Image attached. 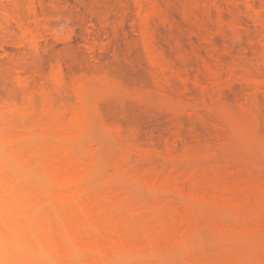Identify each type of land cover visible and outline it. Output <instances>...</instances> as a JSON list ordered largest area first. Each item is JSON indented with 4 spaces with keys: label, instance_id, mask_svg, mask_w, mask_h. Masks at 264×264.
Listing matches in <instances>:
<instances>
[{
    "label": "bare ground",
    "instance_id": "bare-ground-1",
    "mask_svg": "<svg viewBox=\"0 0 264 264\" xmlns=\"http://www.w3.org/2000/svg\"><path fill=\"white\" fill-rule=\"evenodd\" d=\"M131 1L133 7L135 5L137 8L139 34L147 64L152 72L153 69L159 72H157L159 78L155 76L157 79H154L165 90L169 88L168 84L171 83L167 78L170 75H173V78L177 76L178 79L186 80L185 74L183 75L180 71L174 70L161 46L156 41L152 23L158 17L163 18L161 16L162 9H160L157 0ZM199 1H201L200 5L204 3L202 0ZM223 1L225 6L222 5L220 0H211L210 5L217 13L218 26L215 29L221 35L227 37L228 47L224 51L225 55L231 56L230 47L232 43L240 40L244 22L237 17V13L242 14V12H239L241 7L259 29L256 41L261 46L262 53L260 52V56L259 51L255 49L254 51H258V54L256 53L254 58L256 59L258 55L261 59L260 62L255 60L257 64L255 62H248L250 64H247L245 59L248 57L246 58V54H242L237 56L238 58L232 56L233 60L231 59L232 62L227 68L230 74L228 76H232L231 79L239 71L241 72V75L238 76V74L237 76L240 81L247 82L248 92H251L247 101H250L251 97L259 95L258 93H264V0ZM206 3H204L205 6H203L204 4L201 6L207 7ZM39 6L40 0H0V52L2 55L7 56V48L12 44L17 49H24L23 55L19 56L18 61L15 60L16 63H13V68H11L13 72L10 73L11 75L9 74L11 79L7 78L13 82L16 91L14 92L15 88H9L12 94H10L11 92L7 95L3 93L5 96L3 95L0 98V264H148L143 261L144 258L149 259L150 256H159L167 251L175 254L180 252L184 255L190 249V245L192 246L191 241L193 242L192 239L195 238L193 236L196 230H199L193 214L194 206L202 208V211L203 209L207 210L210 206H216L221 213L224 210L231 212L233 223L226 224L225 220L209 215V212L206 211L207 215L205 216L209 215L206 221L207 233L210 232L211 236L213 234L217 239L238 240L241 236L244 240L247 237H258L256 234L259 235L260 230L264 229V183L262 184V179H260L261 184L256 183V181L253 185H250L251 183L243 185L239 182H236L238 184H232L233 180L231 184H224V181L223 184L222 182L219 183L220 181L212 183L211 180L212 184L208 192L207 187L204 188L206 184L203 187L204 183L201 184L198 182L199 180L196 181L193 174L186 177L183 174L182 178H176L171 173L172 176L144 178L147 176V173H145L144 177L142 175L139 177V174L136 178H128L133 179L131 182H135L136 186L145 188L149 192V197H153V199L150 198L152 203L150 202L149 206L138 204L132 198L134 196H131L132 193L130 194L126 190L128 188L124 185L125 181L122 184L126 189L122 188L123 186L119 189H112L113 185L106 190L90 187L92 185H89V181L95 172L96 154L89 144L83 141L84 135L90 128L85 97L94 87L93 85H97L96 89H98V85L107 86V82L110 83V77L104 72L100 74L98 72L96 76L95 73L90 76L88 72V76L86 69L77 68L74 75L68 78L63 62L59 59H49L48 73L45 74V80L39 81L32 69L35 63L40 60L39 50L42 34L52 32L56 35L58 43L66 44L71 42L73 33L72 29L62 30L60 27L62 25L61 21L56 24L50 23L49 20L48 22L47 15L39 11ZM225 9L230 15L228 20H225L223 15ZM207 11H209V7ZM209 20L211 21V18ZM103 25L106 24L103 22ZM203 39L210 43L209 46L215 44L212 37ZM98 43L95 41L87 42L85 45L88 50L94 52ZM103 43L104 45H98V47L104 49L106 46L105 42ZM100 44L102 43L100 42ZM254 46L256 45L254 44ZM212 48H210L212 50L209 53L210 55L208 54L210 59H214L215 63L216 61L221 62V54L219 55V52L217 51V53ZM9 60L11 62L12 58ZM209 65L210 62L208 67ZM219 71H217V74L213 72V74L215 73V76H213L215 82L221 80L218 77L221 76L220 72L223 70ZM256 72L261 76L258 77ZM160 73L163 74V78H160ZM168 74L169 76H167ZM182 79L180 80L182 81ZM158 86L156 87L158 88ZM224 86L222 87L224 88ZM214 87L216 88V86ZM93 89L95 91V87ZM213 91L215 92V89ZM52 92L60 97L71 94L74 96V102L68 105L56 106L52 100ZM214 97L212 96V98ZM100 120L107 129H112H109L110 131L122 134L120 124L108 123L104 119ZM129 146L126 145L125 147H128L130 152L132 145ZM170 147L171 145L167 148ZM144 150L136 146L131 151L138 158H141L145 154L144 152L150 151L148 149L146 151V148ZM124 153L128 154L126 149ZM147 154L150 155L151 153ZM121 158L125 157L122 156ZM121 160L122 164L120 162L115 169L116 175H112L115 178L117 177L118 182L115 181L114 183L122 182L123 177L128 173L127 168H125L128 167L125 163L126 160L124 159V162L123 159ZM173 162L175 164L176 160H173ZM177 166L179 168V165ZM133 173L132 175H134ZM163 174L165 173L162 172ZM128 177H130L129 174ZM217 179L220 178L217 177ZM120 185L118 186L120 187ZM167 193L176 196L182 204L178 201L181 207L164 217L160 215V210L164 204L159 207V200H155V198L157 199L159 194L165 195ZM243 243L245 242L243 241ZM255 243L258 244L257 241ZM238 247L240 246L238 245ZM244 247H242V250L245 249ZM254 247L256 246L254 245ZM210 254L206 258L210 257ZM227 256L218 255L214 259H209L208 262L206 260V262L203 261L199 264H238V260L230 258L231 255ZM156 258L157 260L161 259ZM260 258H258L257 263L262 261V258ZM190 259L192 258L190 257ZM241 261H244V259ZM191 264H196V262H191Z\"/></svg>",
    "mask_w": 264,
    "mask_h": 264
},
{
    "label": "rangeland",
    "instance_id": "rangeland-1",
    "mask_svg": "<svg viewBox=\"0 0 264 264\" xmlns=\"http://www.w3.org/2000/svg\"><path fill=\"white\" fill-rule=\"evenodd\" d=\"M200 2L199 0H157L160 9H162L161 16L163 18L158 17L152 23L156 41L161 46L162 51H164L166 58L174 67V70L180 71L186 77V80L180 78L185 82L183 83L177 76L173 78V75L169 76L168 74L167 76L170 78H167L171 83L168 84L169 88L165 90L156 80L159 78V74H157L158 70L156 72L153 69V72L155 70L153 77L152 69L147 64L139 34V18L138 14L136 15L137 8L135 5L133 7L131 0H40L39 11L47 16L49 15L48 17L46 16L47 21L49 20L51 21L50 23L54 24L60 23L61 21V29H72L73 33L71 42L66 44L58 43L56 41V35L52 32H44L42 34L39 50L40 60L35 63L32 69L38 80H45V76L48 73L49 59L61 60L68 78L74 75V71L77 68L86 69L87 74L89 72L90 76L94 75V73L96 76L98 72L99 74L104 72L110 77V83L107 82V86L103 84L101 86L98 85V89H96L97 85H93L96 93H94L93 87L85 97V104L90 118V128L84 135L83 141L87 142L96 154L95 172L89 181V185H92L90 187L98 190H106L113 185L112 189H119L125 181L124 185L128 189L124 186L122 188L128 190L130 194L132 193L133 195L131 194V196H134L132 198L138 204L149 206L153 197H149V192L145 188L136 186L134 184L135 182H131L133 179L128 178H136L139 174V177L141 175L144 177L146 175L145 173H147V176L144 178H151V176L152 178L160 176L166 177L169 175L172 176L173 174L176 178H182L183 174L185 177L193 174L196 181L199 180L198 182L201 184L202 182L204 183L202 185L203 187L206 184L204 188L207 187L208 192L210 191V185L219 181L222 184L223 181L224 184H231L233 180L232 184H238L236 182H239L243 185H249L250 183V185H253L256 181V183L261 184L260 179L264 181V93H258L259 95L253 96L249 99L250 101H247L250 98L249 95L251 92H248L249 86L247 82L240 81L238 76L241 75V72L239 71V73L235 74L234 77L236 78L233 77L231 79L232 76H228L229 69H227L233 60L232 56L237 57L246 54L248 60L245 59V63L250 64L248 62H255V60L260 62L261 59L258 55L256 59L254 58L256 53L258 54V51L260 56L262 53L261 46L256 41L259 29L244 12L243 7H241L239 12H242V14L237 13V17L244 22V28L241 30L240 40L233 42L232 45L230 44L232 54L231 56H227L224 52L228 47L227 37L221 35L215 29L218 26L217 13L210 5L211 0H202L204 3L207 2V7H203L205 6L204 3L201 6L202 4L200 5ZM220 2L225 6L223 0H220ZM208 7L210 12L207 11ZM204 9L206 10L204 11ZM207 15L211 18V21ZM223 15L225 20L230 18L226 9ZM103 22L106 24L105 26ZM211 37L215 44L209 46L210 43H207L203 38ZM94 41L99 43L95 51L91 52L87 49L85 43ZM103 42H105L106 47L101 49L98 45H104ZM209 47H214L212 49L216 52L218 51L219 53H217L219 55L221 54V62L216 61L215 63L214 59H210L209 53L212 50ZM7 49L8 57L2 55L0 52V65H2L0 67V98L4 94H9L11 92L10 89L15 88L14 92L16 91L13 82L7 78L11 79L9 74L13 72V69L11 70L13 63H16L15 60L18 61L19 56L21 57L24 53V49H17V47H13V44ZM255 49L258 51H254ZM10 58H12L11 62L9 60ZM209 62L210 65L208 67ZM177 67L179 69L181 68V70ZM215 69L223 70L221 72L217 70L220 72L221 76L218 78L221 80L216 82L215 77H213L215 76L213 72L217 74ZM210 70L211 72H209ZM160 74V78H163V74ZM256 75L258 77L261 76L259 73ZM155 76L158 77L156 78ZM227 77L232 81L228 80L227 82ZM112 81L113 84L115 83L114 85ZM198 83L199 85H197ZM116 84L117 86L120 84L121 87H117ZM211 87L215 89V92ZM204 91H207L209 95ZM212 96L215 97L212 98ZM52 100L56 106L68 105L74 102V96L70 94L66 97H60L52 92ZM214 101L218 102L216 103ZM247 104L248 106H246ZM242 106L245 107V111H243ZM100 119H104L108 123L120 124L122 134L110 131L112 130L111 128H109L110 130L107 129L101 123ZM125 143L126 145H132V147L129 146L130 152L129 148L125 147ZM172 143L175 145L172 146ZM169 144L171 147L167 148L170 146ZM136 146L142 150L146 148V151H150L144 152L145 154L143 153L146 157L143 155L141 158H138L131 151ZM152 147L155 149L153 150ZM125 149L128 152L127 155L124 153ZM170 150L172 151L170 152ZM147 153L151 154L148 155ZM122 156L125 158H121ZM121 159H123V162L126 160L125 163L128 167L125 168H127L128 173L126 172L127 175L125 174L123 177L124 180L122 179V182H119L120 185L117 183V177L115 178L112 175H116L115 169L122 161ZM172 159L174 161L176 160V166H174L175 164ZM177 165H179V168H177ZM185 168L186 170H184ZM189 171L190 173L188 174ZM162 172L165 174L162 175ZM128 174L130 177H128ZM217 177L220 179L218 180ZM115 181L117 182L114 183ZM263 181L262 184L264 183ZM167 194H159L157 195L158 198H155V200H159V207H162L164 204L160 210V215L164 217L172 211L179 209L182 204L179 198L177 200V197L173 194ZM210 207V209H203V211L202 208L197 206L193 208L195 223L199 230H196L193 236L195 238L192 239L193 242L191 241L192 246L190 245L189 252L187 251L184 255L183 253L176 252L177 255L167 251L159 256H148L149 259L144 258L143 261L148 264H189V262L190 264L191 262L199 264L203 261L206 262V260L208 262L209 259H214L218 255H228L227 257L231 255L230 258L236 259V261L238 260V264H255L262 255V261H259L257 264H263L264 229H262L263 231L260 230L262 233L259 232V235L258 233L256 234L258 237H247L244 240L241 236L240 239L242 240L238 238H236L238 240L217 239L213 234L211 236L210 232L207 233L206 221L208 216L212 215L221 220H225L226 224H232L233 218L229 211L226 212L224 210L222 213H225L222 214L216 206ZM206 211L209 212L208 216H205L207 215ZM252 240L257 241L258 244ZM237 241L239 242L237 243ZM242 247L245 249L242 250ZM208 253H211V258H206L209 256ZM256 253L258 254L256 255ZM156 257L161 259L157 260ZM243 259L244 261H241ZM156 261H160L161 263H157ZM251 261L254 262L251 263Z\"/></svg>",
    "mask_w": 264,
    "mask_h": 264
}]
</instances>
